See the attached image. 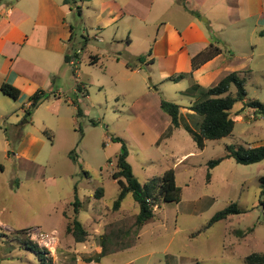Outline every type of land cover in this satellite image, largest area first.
I'll list each match as a JSON object with an SVG mask.
<instances>
[{
  "label": "rangeland",
  "instance_id": "obj_1",
  "mask_svg": "<svg viewBox=\"0 0 264 264\" xmlns=\"http://www.w3.org/2000/svg\"><path fill=\"white\" fill-rule=\"evenodd\" d=\"M240 1L206 0L202 8L196 4L191 9L202 12L197 20L214 31L210 34L222 49L248 56L245 41L255 44L244 75L243 103L264 105V36L250 31L239 35L229 25L234 16L248 29L256 20L255 11L252 15L245 0L243 5ZM9 2L15 0L2 3ZM70 2L64 18L70 35L64 54L74 57V63L65 65L58 57L60 93L52 88L54 93L19 121L22 133L32 136L24 143L16 140L12 126L0 123V130L7 132L0 131V264H41L40 259L44 264H246V256L264 254V159L241 165L225 158L224 149L264 145V112L236 103L234 109L243 108L234 117L231 134L205 140L198 148L185 126L197 132L201 118L184 110L179 127L173 128L159 106L164 100L189 107L193 97L183 93L186 80L163 79L157 68L126 69L149 52L158 28L152 24L155 13L138 23L108 7V0ZM92 56L99 58L96 64H91ZM124 150L139 184L172 169L181 188V201L155 208L137 237L138 207L132 196L126 194L119 210L112 209L119 188L110 176ZM215 159L221 161L210 169L207 163ZM100 188L103 197L98 199L94 193ZM76 199L81 204L74 214ZM231 204L239 214L207 226L216 212ZM63 211L66 219L75 217L87 231L83 242L65 233ZM28 228L53 233L55 240L47 246L37 243L27 237ZM103 233L110 236L108 251L121 250L123 243L133 247L100 256L96 247ZM24 240L42 253L24 246Z\"/></svg>",
  "mask_w": 264,
  "mask_h": 264
},
{
  "label": "crops",
  "instance_id": "obj_2",
  "mask_svg": "<svg viewBox=\"0 0 264 264\" xmlns=\"http://www.w3.org/2000/svg\"><path fill=\"white\" fill-rule=\"evenodd\" d=\"M205 2L206 0H186V10L178 0H108V7L114 8L119 15L127 16L129 20L133 19L138 23L147 22L155 13L152 24H157L158 28L150 48L151 55L146 59L150 64L129 70L137 72L142 70L143 66L148 69L157 68L163 79L179 73H189L190 60L193 56L211 43L220 47L218 38L211 35L214 31L209 27H203L197 20L202 12L191 9V5L196 4L202 8ZM240 3L243 5V0ZM260 3L261 0H245L247 9L252 11V15L255 11L256 15V20L250 29L238 25L240 23L238 17L232 18L235 22L230 19L229 25L234 26L239 35L250 31L251 35L264 36V4ZM67 7L68 5L63 2L59 4L57 0H27V3H24V0H15L14 4L0 3V86L6 83L20 91L17 100L0 93V123L13 127L17 141L24 143L27 137L31 136L24 135L19 124L28 106V98L39 90L54 93L50 90L56 89V81L60 80V76L55 72L59 56L63 58L65 65H70L64 60L67 54H64V43L70 37L64 21ZM245 44L251 51L248 56H239L235 50L220 47L222 51L219 55L181 80H186L188 84L187 91L183 93L191 94L193 97L189 105L203 97L204 91L211 87L207 86L208 84L215 85L225 74L233 71L244 75L249 73L255 44L251 40L245 41ZM73 58L71 63H74ZM91 59L96 63L99 60L97 56H92ZM55 92L59 94L60 90L57 88ZM187 108L181 107L180 115L184 110L190 113ZM0 131H3L4 135L7 133L5 130ZM19 155L21 156V152L17 157ZM62 216H65L64 211ZM65 227L66 225L64 230ZM61 232H57L56 235L59 236ZM123 238H126L125 235ZM123 244V248H119L121 250H109V253L125 251L133 247V244L130 246ZM96 248L99 254L100 243Z\"/></svg>",
  "mask_w": 264,
  "mask_h": 264
},
{
  "label": "trees",
  "instance_id": "obj_3",
  "mask_svg": "<svg viewBox=\"0 0 264 264\" xmlns=\"http://www.w3.org/2000/svg\"><path fill=\"white\" fill-rule=\"evenodd\" d=\"M4 0H0V3ZM180 4L186 9V0H178ZM63 4L69 5L70 0H62ZM187 10V9H186ZM221 48L215 44H209L204 50L193 56L190 60L191 70L189 73H179L172 75L168 78L169 81L179 82L187 78L193 71L197 70L200 66L210 61L221 53ZM150 50L145 56L136 58L135 65H126L127 69L133 70L138 66L148 65L150 61H146L150 57ZM71 56L65 54L64 60L66 63L71 64ZM96 64V61L91 62ZM246 78L241 72L233 71L225 74L215 85L208 87L203 93V100L193 102L187 108L193 114L198 115L201 121L198 126V131H192L189 126H185V130L190 134L192 140L197 144V147H202V143L205 140H219L231 134L234 127V117H236L242 110V106H248L256 111L259 108L261 112H264V105H261L255 101L243 103L246 97L245 92ZM231 87L234 88V92H231ZM0 93L4 96L17 100L20 96V91L9 85L2 84L0 86ZM49 94L44 91H36L28 98V106L24 111V117L28 118L32 112L44 101L47 100ZM236 103H242L239 109H234ZM159 106L169 116L171 125L173 128L179 127L180 106L164 100L159 101ZM81 110L77 108V116H81ZM82 136V134H80ZM225 158L233 159L237 164L249 165L262 161L264 159V145L250 147L242 145H225ZM127 153L124 150L116 157L115 170L111 174V179L114 180L119 188L118 194L112 203V209L118 210L120 203L124 199L126 194H130L138 207V212L134 217V230L135 237H137L139 230L154 217V209L159 207L162 203H174L177 204L181 201V188L175 183V175L172 169H169L163 173L160 177H153L147 179L143 184H139L136 178L131 172V167L126 161ZM75 160L74 156H71ZM221 159L211 160L207 163L211 169L216 166ZM208 169V170H210ZM210 173H206V180L209 181ZM262 185H264V177L260 178ZM76 192V188H74ZM94 196L98 199L103 196V189H98ZM80 202L76 199L73 203L74 214L78 213L77 207L80 206ZM240 211L234 204L229 205L221 211L216 212L209 220L207 226H210L218 221L226 220L232 215L239 214ZM65 231L70 234L76 243H81L87 237V231L74 217L70 220L67 219ZM242 237L244 233L238 232ZM110 236L108 234H101L99 236L100 253L99 255H105L109 253L106 249V243ZM24 246L30 244L36 253H42L39 248L32 242L27 240L23 241ZM130 246V244L126 245ZM41 264H44V260H41ZM91 261V260H90ZM244 262L246 264H264V254L252 253L245 257Z\"/></svg>",
  "mask_w": 264,
  "mask_h": 264
},
{
  "label": "built area",
  "instance_id": "obj_4",
  "mask_svg": "<svg viewBox=\"0 0 264 264\" xmlns=\"http://www.w3.org/2000/svg\"><path fill=\"white\" fill-rule=\"evenodd\" d=\"M26 235L31 240L37 243H43L45 246L50 245L55 240L53 233H45L39 228H28L26 229Z\"/></svg>",
  "mask_w": 264,
  "mask_h": 264
}]
</instances>
